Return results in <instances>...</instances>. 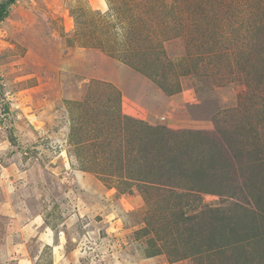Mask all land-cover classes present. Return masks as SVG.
<instances>
[{
    "label": "rangeland",
    "instance_id": "obj_1",
    "mask_svg": "<svg viewBox=\"0 0 264 264\" xmlns=\"http://www.w3.org/2000/svg\"><path fill=\"white\" fill-rule=\"evenodd\" d=\"M0 264H264V0H15Z\"/></svg>",
    "mask_w": 264,
    "mask_h": 264
},
{
    "label": "trees",
    "instance_id": "obj_2",
    "mask_svg": "<svg viewBox=\"0 0 264 264\" xmlns=\"http://www.w3.org/2000/svg\"><path fill=\"white\" fill-rule=\"evenodd\" d=\"M14 2H15V0H7V2H5L3 4H0V21L4 20L6 18V16L8 15V8ZM139 21L142 22L141 24H146V22H147L143 18L137 19V17H133V19L131 20V23L130 24L134 26V25H137ZM155 36L156 35H155V32L153 30H151L150 33L147 35V37H149V39H154ZM116 47H117V50H116L117 54H113L111 51H109L108 49H106L103 45L101 46V50L103 52H107L110 56H112L116 60H118V61L122 62L123 64H125V65L133 68L134 70L140 72L144 76L152 79V77L150 75L145 74V71L142 68H140L139 66H136L135 64H133L132 62H130L129 60H127L126 57L120 56L119 49L122 47V44H119V42H118L116 44ZM117 93L119 95V100H120V93L118 91H117Z\"/></svg>",
    "mask_w": 264,
    "mask_h": 264
},
{
    "label": "crops",
    "instance_id": "obj_3",
    "mask_svg": "<svg viewBox=\"0 0 264 264\" xmlns=\"http://www.w3.org/2000/svg\"><path fill=\"white\" fill-rule=\"evenodd\" d=\"M126 69L127 68L123 66L120 69L119 74L116 73V80L113 81V83L116 85V88L120 91V93H122L124 97H125V89H126L125 87H127L128 90H130V92H132L136 96V94L140 93L143 87L140 79L141 80L142 79L145 80V79L143 77L139 78L140 76H135L134 74L129 73L128 71H126ZM116 70H118L117 67Z\"/></svg>",
    "mask_w": 264,
    "mask_h": 264
}]
</instances>
